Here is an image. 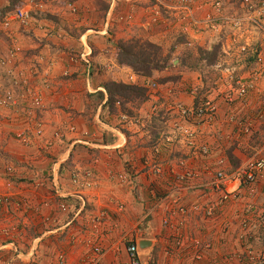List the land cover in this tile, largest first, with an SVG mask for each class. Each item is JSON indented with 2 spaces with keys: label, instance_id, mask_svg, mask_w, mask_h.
Here are the masks:
<instances>
[{
  "label": "crops",
  "instance_id": "1",
  "mask_svg": "<svg viewBox=\"0 0 264 264\" xmlns=\"http://www.w3.org/2000/svg\"><path fill=\"white\" fill-rule=\"evenodd\" d=\"M27 1L0 0V20L2 12L10 5ZM33 2L27 26L13 22L8 32L0 30V57L6 56L14 46L13 67L28 77L25 87L11 86L0 66L1 90L11 89L15 96L26 94L25 100L18 98L14 105L0 108V176L4 175V164L13 161L17 171L14 176L22 181L30 196L34 183L57 173L59 180L53 181V188L68 206L56 212L60 231L56 228L52 233L42 231L40 213L30 210L20 218L21 224L13 239L0 238V247L12 253L16 250V259L21 264H54V254L59 250L66 253L70 264H92L89 246L72 245L66 238L73 235L79 239L96 233L104 248L98 264H116L127 259L126 242L135 236L134 228L141 223L139 226L146 228L145 240L150 241L144 248L138 241L145 262L169 260L171 264H209L216 260L217 264H231L223 255L237 248L233 238L240 230V219H247L252 232L251 243L252 236L255 243L264 240V177L253 187L244 188L240 197L216 208L214 218L204 219L200 213L187 215L188 226L184 231L187 243L191 237L210 242L209 250L199 251L198 259L190 250L167 253L172 247L171 232L162 224V217L172 211L174 215L178 205L190 207L208 199L216 200V194H204L206 183L219 160L224 167H230L227 153L230 148L240 163L257 151L264 154V140L253 145L251 137L238 136L234 122L228 118L230 113L253 118L259 125L255 134L263 137L264 80L261 79L256 90L248 93L245 103L239 100L228 103L222 91L227 89L226 79L216 81V88L211 91L216 102L213 116L198 126L193 125L195 151L181 141H160L158 136L162 131L172 132L170 104L179 102L193 107L194 97L202 84L200 73L183 65L175 82L160 83L157 77L170 72L137 76L115 59L117 42L132 35L159 44L165 52L172 50L170 45L176 44L171 53L173 65L179 62L177 54L187 47L216 42L222 35L223 44L228 46V34L209 27L197 31L190 26L183 31L181 25L185 22L179 16L182 10L176 9L183 3L181 0ZM187 4L197 19L212 14L204 0H190ZM157 7L160 15L154 19ZM127 15L128 19L121 18ZM110 80L147 84V87L156 82L158 88L149 86L143 101L126 103L129 113L119 101L110 106L105 89ZM33 93L41 97L39 113L43 132L41 135L28 132L31 136L22 141L16 133L30 125ZM160 107H163V115L159 117ZM70 125L74 126L73 131L68 130ZM57 133L62 136L57 137ZM49 140L52 146L45 149ZM202 147L206 148L205 152ZM155 165L161 168L159 173H153ZM186 168L196 175L185 183H176L180 188L171 190L176 172ZM85 169L94 175L92 187L72 184L71 172ZM119 171L130 174L127 182H119L116 177ZM2 186L0 180V190ZM49 189L43 186L37 191L40 196H46ZM164 194L169 196L163 200ZM42 211L48 213L47 209ZM101 211L106 224L116 223L110 232L105 222L99 225L98 232H92L90 219ZM123 234L126 239L122 238ZM257 253L264 257V249Z\"/></svg>",
  "mask_w": 264,
  "mask_h": 264
},
{
  "label": "built area",
  "instance_id": "2",
  "mask_svg": "<svg viewBox=\"0 0 264 264\" xmlns=\"http://www.w3.org/2000/svg\"><path fill=\"white\" fill-rule=\"evenodd\" d=\"M181 1L183 3L180 6L177 5L176 9L182 10L179 16L185 22L181 25L183 31L190 29V26L197 31L203 27H209L219 33L224 31L228 34L229 45L225 46L223 44L222 46L225 55L221 63L222 67H220L221 79L223 77L226 79L227 89L226 91H222L225 92L224 97L228 103H232L234 100L245 103L248 93L256 90L260 81H262L261 79L264 80V0H204L210 6L212 14H207L202 19H197L193 15V12H191L187 4L190 0ZM33 5V0H29L13 11L4 14L0 20V30L8 32L13 22H17L22 27L27 26L31 20ZM159 15L160 10L157 7L154 10V19ZM121 18L128 19L129 16H122ZM250 55L252 56V64L235 78L233 74L234 69L242 67ZM15 59L16 49L14 46H11L6 56L0 57V66L3 67L11 86L23 88L22 86L25 87L28 84V77L23 72L15 70L13 67ZM217 66L219 67V64ZM132 78L133 76H130V79ZM151 85L153 87L156 86L155 83ZM18 98L25 100L26 94L20 93L15 96L13 90L7 89L2 91L0 88V108L14 105ZM30 106L34 109L31 113L33 117L30 125L25 130H19L16 133V137L22 141H27L28 137L31 136L28 132L35 135H41L43 132V120L39 113L42 109V102L39 94H32ZM170 106L176 110L177 115L171 117L170 126L172 132L164 137L162 134L161 138L166 141H181L187 147L191 148V150L196 151L194 141L195 130L191 125L192 123L189 124V122L191 119H194L198 126L199 123L210 119L216 110V102L208 98L201 101L195 107H187L179 102H174ZM228 118L234 122L238 136H248L258 131L259 125L251 117L230 113ZM68 130L73 131L74 126L70 125ZM55 135L57 137L62 136L60 133ZM51 146L52 142L50 140L45 143V149ZM202 151L205 152L206 148L202 147ZM160 170L161 168L156 165L152 169L153 173H159ZM3 171L5 176H0L3 183L2 189L0 190V237H5L9 232L17 228L21 224L20 218L26 216L30 210H35L40 213L39 219L44 226L42 231L52 233V230L55 228L57 231H60L56 212L66 210L68 204L58 197L55 188H53V181L59 180L58 174L52 173L47 176V180L40 179L34 183L31 186L34 188L33 194L29 196L26 194L27 190H25V185L19 178L15 176L18 183H14L8 177V175L14 173L13 161L5 163ZM195 175L194 171L187 168L181 172H176L174 184L170 187L171 190L176 191L180 188L177 185L178 183H185ZM116 177L119 182H127L130 174L119 171ZM263 177L264 154H261V151L251 154L240 165L231 170H227L223 166V162L219 160L217 167L210 172L204 192L206 195L216 194V200L208 199L201 204H193L190 207L178 205L175 208L177 217L174 216L175 214L172 215L173 211L162 217L163 227L171 232L172 247L168 248L167 253L172 254L173 250L176 252L190 250L194 254L195 259L200 258L199 251L203 253L209 250L210 242L208 239H204V242H202L197 237H191L187 243L184 233L188 226L187 215L189 213H200L204 219L214 218L216 208L230 199L240 197L247 188L253 187ZM70 181L75 186L90 188L95 182V179L93 173L85 169L71 172ZM43 186L48 187V189L50 187L48 190L49 193L46 196H40L37 191L39 187ZM244 188L246 189L243 190ZM168 196L169 194H164L163 200L168 198ZM157 201L160 203V200ZM118 206L121 207L120 204ZM44 209L48 210L47 214L42 211ZM13 213L17 214L15 222L7 217L8 214L13 215ZM103 213L101 211L100 214L94 215L90 219L92 232H98L99 225L105 222ZM140 224L138 223L134 228L133 233H135V236L126 242L125 250L127 259L116 264H148V262L143 260L138 246V241L147 239L146 228H141L139 226ZM105 225L108 226V232L116 227V223L110 225L105 222ZM239 226L240 230L236 232L233 238V242L237 248L226 252L223 255L224 260L231 264H264V259H261L263 256L256 253L253 249L247 219H240ZM226 229L227 227H225L224 231ZM122 238H125V234H123ZM66 239L72 245L83 243L88 245L92 250V255L89 256V262L92 264H98L104 254L102 240L96 236V233L79 239L73 235H68ZM35 240L38 241L40 238H36ZM0 249H3V247H0ZM13 252L17 256L16 250H13ZM54 264H70L64 251L59 250L54 254ZM157 264L171 263L169 260H164ZM209 264H217V262L216 260H212Z\"/></svg>",
  "mask_w": 264,
  "mask_h": 264
},
{
  "label": "trees",
  "instance_id": "3",
  "mask_svg": "<svg viewBox=\"0 0 264 264\" xmlns=\"http://www.w3.org/2000/svg\"><path fill=\"white\" fill-rule=\"evenodd\" d=\"M18 5L19 2L13 3L2 12L3 14H1V16L9 11H13L15 8L20 6ZM104 6L105 5H103V7ZM223 41L224 36L222 35L218 40H216V42L214 41L208 44L187 47L188 49L181 50L179 54H177L179 56V62L172 65L171 60L174 56L171 53L175 49L176 44H173L174 48L170 45L169 49L172 50L165 52L159 44L151 42L147 39H142L136 35H132L130 38L121 39L117 42L115 59L120 65L130 68V70L137 76L151 77L155 72L161 73L170 69V74L157 77L156 80L160 83H164L167 80L175 82L179 76L178 71L183 65L191 71L200 73L202 84L198 88V92L194 97L193 107H195L201 101L208 98L215 101L211 91L216 88V81L221 78L220 67H222L221 63L225 55L222 48ZM218 64L219 67L217 66ZM251 64L252 56L250 55L242 67L234 69V77L236 78L239 73L245 71ZM147 88V84L145 85L115 80H110L105 84L110 106L113 105L114 101H119L121 103V107L124 110L129 111V113L131 112L125 107V104L128 102L137 103L138 101H143L147 95ZM157 111H163V107L158 108ZM262 128L264 131V126ZM262 136L263 137L260 138L255 133L248 135V137L253 139V145L262 143L264 135ZM160 141H163V139ZM232 149L233 148H230L227 152L230 159V167L227 168V170H231L241 164L240 160L233 154ZM8 177L11 181L17 183L14 173L8 175ZM148 264H157V262L149 260Z\"/></svg>",
  "mask_w": 264,
  "mask_h": 264
},
{
  "label": "rangeland",
  "instance_id": "4",
  "mask_svg": "<svg viewBox=\"0 0 264 264\" xmlns=\"http://www.w3.org/2000/svg\"><path fill=\"white\" fill-rule=\"evenodd\" d=\"M167 72H171L170 71V69H168V70H166ZM173 72V71H172ZM153 83H155L156 84V86H152L151 84H153ZM149 84V83H148ZM151 84H149V86H151L152 88H158V85H157V83L156 82H151ZM148 86V87H149ZM174 102V101H173ZM184 105V104H183ZM184 106H186V105H184ZM187 107H189V106H187ZM173 112V115L171 116V117H174V116H176L177 115V113H176V110H174V109H171ZM159 114V117H160V115L162 114L163 115V111H161V112H158ZM178 117V116H177ZM190 123H192L191 125L193 126V125H195V126H197V123L194 121V119H191L190 120V122H189V124ZM158 125V124H157ZM171 127V126H170ZM172 129V128H171ZM162 134H163V137L164 136H166V135H168V134H170L169 132H164L163 133V131L162 132H160V135H159V139L161 140L162 138ZM16 172L17 171H15L14 170V174L16 175ZM0 180H1V178H0ZM18 183V182H17ZM14 185H17V184H14ZM16 213H13V215H11V214H8L7 215V217L9 218V219H11V220H13V222H15V219H16ZM16 229L17 228H15L14 230H12L11 232H9V234L8 235H6L5 237L4 236H1V237H3V238H14L15 237V235H16ZM249 231H250V229H248ZM16 231V232H15ZM252 232L250 231V234H251ZM253 235H255V236H257V234L255 233H253ZM0 237V238H1ZM252 246H253V249H254V251L257 253V252H259L261 249H264V248H262V246H263V244H264V240H261V238H259V240H261L260 242H258V243H255V242H257L256 241V239H255V237H253L252 236ZM258 240V241H259ZM262 252V251H261ZM262 256V255H261ZM17 257H16V255L15 254H13L12 253V251H9V250H3V249H0V264H21L20 262H18V260L16 259ZM261 259H264V257H262Z\"/></svg>",
  "mask_w": 264,
  "mask_h": 264
},
{
  "label": "water",
  "instance_id": "5",
  "mask_svg": "<svg viewBox=\"0 0 264 264\" xmlns=\"http://www.w3.org/2000/svg\"><path fill=\"white\" fill-rule=\"evenodd\" d=\"M150 244V241L149 240H141L140 242H139V246L141 247V248H144L145 246H148Z\"/></svg>",
  "mask_w": 264,
  "mask_h": 264
}]
</instances>
